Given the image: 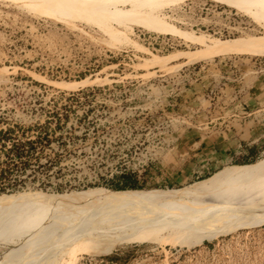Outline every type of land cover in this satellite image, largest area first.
I'll return each instance as SVG.
<instances>
[{
    "label": "rangeland",
    "instance_id": "374dc122",
    "mask_svg": "<svg viewBox=\"0 0 264 264\" xmlns=\"http://www.w3.org/2000/svg\"><path fill=\"white\" fill-rule=\"evenodd\" d=\"M7 129L50 143L22 161L1 149L3 211L86 192L158 198L261 170L264 0H0ZM261 189L239 192L255 224L211 242L154 226L149 211L92 210L102 224L1 233L0 264H264Z\"/></svg>",
    "mask_w": 264,
    "mask_h": 264
},
{
    "label": "bare ground",
    "instance_id": "6f19581e",
    "mask_svg": "<svg viewBox=\"0 0 264 264\" xmlns=\"http://www.w3.org/2000/svg\"><path fill=\"white\" fill-rule=\"evenodd\" d=\"M251 186L264 190V168L253 173H232L220 180L195 188L171 191L158 198L132 193L103 195L86 192L52 203L0 210V234L21 226L31 234L43 237L51 233L63 234L73 232L74 229H87L90 223L102 224L104 221L99 215H87L90 211L115 209L120 212L133 211L131 214L134 219H138L143 211L151 212L147 218L154 222V226L168 225L196 240L211 242L219 236L234 232L238 227L255 224L254 220L259 216H248L239 196L241 189ZM218 188H226L227 192L217 195L215 192ZM84 201H97L105 206L84 209L80 207ZM73 217L82 218L83 221H73ZM241 221H244L243 225ZM129 223V220H124L115 222V225L121 229ZM61 226L65 229H61Z\"/></svg>",
    "mask_w": 264,
    "mask_h": 264
},
{
    "label": "trees",
    "instance_id": "16d2710c",
    "mask_svg": "<svg viewBox=\"0 0 264 264\" xmlns=\"http://www.w3.org/2000/svg\"><path fill=\"white\" fill-rule=\"evenodd\" d=\"M13 133V129L0 131V151L3 149L5 157H12L17 161H22L27 157L30 158L34 156L37 152V144L43 147L48 146L50 143L46 135H38L35 140L26 139L23 142H15L13 138L9 137V135ZM25 164L27 165V162ZM4 173L3 170L0 171V193L5 192V186L3 185Z\"/></svg>",
    "mask_w": 264,
    "mask_h": 264
},
{
    "label": "crops",
    "instance_id": "0c3cea01",
    "mask_svg": "<svg viewBox=\"0 0 264 264\" xmlns=\"http://www.w3.org/2000/svg\"><path fill=\"white\" fill-rule=\"evenodd\" d=\"M225 135H226V134H225ZM220 138L223 139L224 136H220ZM227 138H229V135H228ZM224 139H225V138H224ZM227 150H229V148H226V149H224V150H222V151H220V152H215V151H214V152L212 151V152L215 153V154L220 155L219 157L217 156V158H221V157L224 158V157H227V156H229V155H230V156L232 155V153H230V151H227ZM212 152H211V153H212Z\"/></svg>",
    "mask_w": 264,
    "mask_h": 264
}]
</instances>
